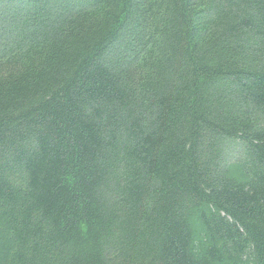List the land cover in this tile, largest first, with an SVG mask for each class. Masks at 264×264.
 <instances>
[{
	"label": "trees",
	"instance_id": "1",
	"mask_svg": "<svg viewBox=\"0 0 264 264\" xmlns=\"http://www.w3.org/2000/svg\"><path fill=\"white\" fill-rule=\"evenodd\" d=\"M0 264H264V0H0Z\"/></svg>",
	"mask_w": 264,
	"mask_h": 264
}]
</instances>
